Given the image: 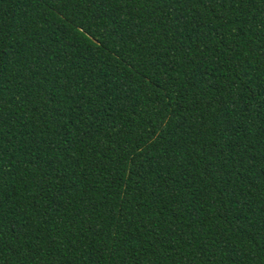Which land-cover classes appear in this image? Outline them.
I'll use <instances>...</instances> for the list:
<instances>
[{"label": "trees", "instance_id": "obj_1", "mask_svg": "<svg viewBox=\"0 0 264 264\" xmlns=\"http://www.w3.org/2000/svg\"><path fill=\"white\" fill-rule=\"evenodd\" d=\"M0 264H264V0H0Z\"/></svg>", "mask_w": 264, "mask_h": 264}, {"label": "snow or ice", "instance_id": "obj_2", "mask_svg": "<svg viewBox=\"0 0 264 264\" xmlns=\"http://www.w3.org/2000/svg\"><path fill=\"white\" fill-rule=\"evenodd\" d=\"M236 6H237V7H240V3H237Z\"/></svg>", "mask_w": 264, "mask_h": 264}]
</instances>
